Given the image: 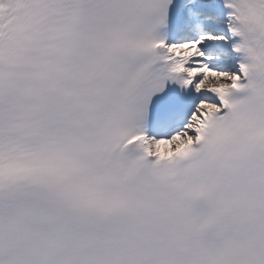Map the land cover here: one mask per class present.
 Returning a JSON list of instances; mask_svg holds the SVG:
<instances>
[{
    "label": "snow or ice",
    "instance_id": "6c2138e0",
    "mask_svg": "<svg viewBox=\"0 0 264 264\" xmlns=\"http://www.w3.org/2000/svg\"><path fill=\"white\" fill-rule=\"evenodd\" d=\"M0 264H264V0H0Z\"/></svg>",
    "mask_w": 264,
    "mask_h": 264
}]
</instances>
